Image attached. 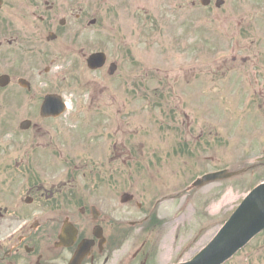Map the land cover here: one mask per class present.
<instances>
[{"label":"flooded vegetation","instance_id":"1","mask_svg":"<svg viewBox=\"0 0 264 264\" xmlns=\"http://www.w3.org/2000/svg\"><path fill=\"white\" fill-rule=\"evenodd\" d=\"M162 25L180 46L188 43L187 26L211 31L214 45L228 40L235 64L260 62L264 53V0H0V78L6 77L0 96L7 101L0 103V264H69L85 241H91L90 249L79 264L109 259L112 236L123 227V219L112 218L114 208L123 213V170H46L39 163L42 153L53 159L82 157L88 143L83 135L71 139V125H61L69 137L61 145L50 124L66 110L45 118L40 109L46 95H57L73 110L67 121L83 122L93 107L99 110L96 97L109 87L121 89L124 79L146 75H140L119 33L133 41L132 36L141 38L144 30ZM97 53L104 63L92 69L87 60ZM124 55L130 66H124ZM258 68L264 73L261 62ZM66 92L90 98L70 103ZM91 122L106 126L108 120ZM120 133L116 125L111 159H122ZM148 215L145 224L154 222Z\"/></svg>","mask_w":264,"mask_h":264},{"label":"rangeland","instance_id":"2","mask_svg":"<svg viewBox=\"0 0 264 264\" xmlns=\"http://www.w3.org/2000/svg\"><path fill=\"white\" fill-rule=\"evenodd\" d=\"M188 16L189 19L190 13ZM162 27L145 32L151 36L152 43L147 41V37L132 36L131 41L119 33L118 38L127 44L124 48H130L136 58L132 62L138 61V71L146 74L134 83L138 86L133 95L135 100L132 102L130 95H126L125 89L130 93L128 79L122 88V98L128 104L122 110H117L114 98L110 100L112 89L96 97L99 103L97 113L111 117L107 126L102 127L103 130L105 128L103 132L111 133L116 125L122 128V133L117 136L124 143L122 162H116L109 155V144L116 139L114 133V140L110 137L111 141H108L101 136V139L93 141L95 146L89 156L54 159L44 153L40 156L39 163L46 170H73L69 161L78 166L77 170H123L124 192L133 195L134 200L143 206L139 211L134 203L126 205L123 213L112 209L115 211H112L113 220L120 222L123 219L124 227L117 229L112 236L115 240L105 264H141L142 258L146 264L189 261L212 239L245 194L264 180V160L259 164L255 162L264 157V73L258 68L260 62L264 66L263 50L258 57L260 62L255 59L251 64H232L228 40L214 45L211 31L201 28L195 33L187 26L183 32L188 33L187 46H180L174 44V37L168 36L164 25ZM195 35L209 38L197 59L193 56L202 46L191 44L199 41L193 39ZM123 60L124 66L132 64L127 62L125 55ZM197 61H203V65L196 64ZM186 63L190 64L186 67ZM124 69L126 71L127 68ZM227 74L235 76L230 85L246 94L224 88L223 78H228ZM243 79L250 85L249 93L245 91ZM201 86L213 88L207 94L199 95L196 101H188L185 91L188 93L192 89L196 94ZM65 98L70 103H85L90 97L66 92ZM3 99L0 96V103L7 102ZM198 101L199 105L203 103V108L196 112ZM94 110V107L90 110L88 118H94ZM72 112L68 110L63 118L50 124L58 131L61 145L69 140L61 125L72 126V121H67ZM170 118L174 119L173 124L169 122ZM77 119L75 133L80 138L91 129L92 118L84 123L79 117ZM179 138L187 141L184 157L170 152L180 146ZM52 160L58 162L55 169L52 168ZM223 169L245 172L226 181L189 190L191 183L204 173ZM147 170H155L150 172L153 180L149 179ZM151 203L156 205L154 211L146 205ZM108 208L104 211H111ZM149 211L156 215V227L129 226L131 222L141 221ZM140 248L145 250L141 251L138 260L129 262ZM226 264H264V232Z\"/></svg>","mask_w":264,"mask_h":264},{"label":"water","instance_id":"3","mask_svg":"<svg viewBox=\"0 0 264 264\" xmlns=\"http://www.w3.org/2000/svg\"><path fill=\"white\" fill-rule=\"evenodd\" d=\"M237 174L239 173L220 172L205 176L195 185L199 187ZM126 199L128 198L124 200ZM263 230L264 184H261L244 198L213 240L191 261L183 264H222Z\"/></svg>","mask_w":264,"mask_h":264}]
</instances>
